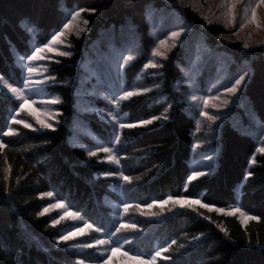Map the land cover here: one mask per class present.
I'll return each mask as SVG.
<instances>
[{"label":"trees","instance_id":"obj_1","mask_svg":"<svg viewBox=\"0 0 264 264\" xmlns=\"http://www.w3.org/2000/svg\"><path fill=\"white\" fill-rule=\"evenodd\" d=\"M150 4L155 8H177L185 21L204 35L208 47L227 51L251 67L245 96L264 119V52L241 42H227L222 37L226 31L222 26L207 24L190 7L181 6L179 0H0V74L11 81L20 76L12 47L23 54L29 50L30 38L22 28L25 19L41 31V42L62 24L64 8L84 10L89 27L82 39L71 37L74 54L60 59L52 69L61 85L51 90L62 100L61 123L55 130L34 132L15 125L18 135H2L10 107L17 104L0 89V137L6 145L0 149V264H76L78 258H95L92 250L81 254L67 245L55 244L56 231L47 225V218L39 216L43 205L39 194L51 191L94 222L108 221L103 198L111 193V180L99 177V173L113 168L69 143L76 114L75 92L90 46L111 26L119 27L129 18L144 41L150 43L145 17ZM175 55L162 70L165 91L172 102L167 120L148 129L125 130L119 143L121 170L131 178L124 181L123 194L147 201L164 192L174 197L202 193L206 203L226 207L235 201V190L241 185V204L257 219L243 226L235 216H219L204 209L176 207L151 212L134 207L130 213L136 218V227L125 232L133 238L134 247L147 251L156 239H174L158 264H264V153L257 155L250 167L256 148L252 138L225 122L219 136L221 150L215 173L193 181L183 190L194 124L173 89L181 76L173 62ZM141 62L126 70L128 81L134 79ZM164 108L165 104L155 105L152 98L122 106L134 119L154 116ZM87 120L93 131L107 140L109 127L94 114Z\"/></svg>","mask_w":264,"mask_h":264},{"label":"rangeland","instance_id":"obj_2","mask_svg":"<svg viewBox=\"0 0 264 264\" xmlns=\"http://www.w3.org/2000/svg\"><path fill=\"white\" fill-rule=\"evenodd\" d=\"M181 6L190 7L200 17H202L207 24H216L222 26L226 31L222 37L227 42H241L251 49H261L264 52V2L262 0H179ZM256 11V19L253 20L252 10ZM65 16L62 24L55 28L47 40L44 42L38 41L39 33L41 32L37 27L24 20L22 23L23 28L30 36L29 46L30 54L36 47H43L48 44L49 47L56 48V52H48L44 49L41 55L44 57L42 60L27 61L24 55H21L17 50L14 51L15 64L20 71V79L17 83L8 81L0 75V89L5 94H9L14 98L18 106L16 109L11 110L9 124L5 126L4 133L10 127L14 130L13 134L17 135L19 130L12 124L19 125L25 129L34 132H42L46 130H55L60 123L59 116L61 111L59 105L62 100L58 94H55L50 88L59 85L55 79V74L52 72L53 67L60 64L62 58L71 57L74 52L70 44L71 37L82 39L89 30L88 21L84 16V10L77 7L73 9L64 8ZM73 13L78 15L73 18ZM146 21L149 26L148 38L150 43L147 44L142 35L139 34L135 24L131 19H127L123 25L119 27L111 26L101 37L97 39L89 49L88 58L82 71L80 84L75 93H77V112L78 115L74 121L75 130L72 132L70 142L79 147H83L87 154L96 152V157L100 163H105L113 168V171H102L100 177L103 179H113L116 181L109 186V191L116 194L117 198L106 194L104 197V205L109 209V218L113 222L114 228H120L117 236L112 235L110 232L102 229L101 232H96L97 228L93 224V228H86L80 235H75L67 241H59L58 237L72 231L73 225L76 227H83L85 222L90 223L84 218H77L73 220L71 217L65 216L61 218L63 212L68 211L69 207L64 202L65 207H52L47 212H42L48 205H56L59 201L55 198L54 194L48 196L50 191L39 194V198L43 201L42 207L39 209V216L48 219V224L56 232L53 240L57 245H67L69 250L74 251H87L92 250L93 254L100 257V261L95 258H83L89 260L85 262L80 260L78 264H140L138 260L129 259V256H141L144 260H148L154 252H161L157 257L156 264L159 259L164 257V253L171 244L167 242L160 245L154 242L153 250L145 252L143 250L128 249L127 244L130 241L129 236L125 234L129 229L121 227V224H136L135 219L131 216L130 208L137 207L145 211H160L165 208L174 210L176 207L180 209L194 208L204 209L208 212L217 215L235 216L241 225H247L254 217L240 201L241 185L235 190L236 200L231 202L226 207H217L208 204L203 199V194L195 196H179L186 197L189 200H199V204L184 205L183 207L173 201H168L163 206L160 204L153 205L152 208L146 207L152 204L153 201L166 200L167 197L172 196L171 193L154 194L147 201L140 200L141 198L124 197L120 191V183L124 180L123 174L120 169L119 159L121 152L118 144L123 138V133L128 129H148L154 127L162 121L167 120L169 109L172 102L169 100V94L166 93L163 81V66L170 58L174 56V64L180 66L181 76L174 86L175 92L178 94V99L186 105L190 117L193 119L194 129L191 136L193 139L191 157L188 161L189 173L188 177L193 172L202 173V175L194 177L192 180L186 181L184 190H187L192 181H197L202 177L214 174L218 163L217 159L220 155L221 147L219 145V136L221 128L225 122H229L241 134L249 136L256 143L255 152L250 159V167L255 164V157L264 151L259 149L264 148V119H262L257 111L253 108L251 101L245 96L246 88L252 76L251 67L244 61H239L227 51L215 52L205 42L204 35L193 28L190 23L186 22L177 8H154L151 4L146 6L145 13ZM87 21V24H85ZM67 23L69 27L65 29L63 26ZM242 25V26H241ZM184 29L178 37H171L170 33ZM60 32L61 35L57 37L56 41H52V37ZM164 40L163 45H159V41ZM159 45V46H158ZM164 55H153V48H157ZM70 52L71 55L62 56L59 52ZM19 56H23L24 60H18ZM132 57V59H127ZM141 66L131 82H126L125 70L129 66H133L138 61ZM152 61L156 66L151 64L147 68L145 65ZM30 66L36 69L35 72L29 74L27 68ZM245 75V80L237 86L234 93L225 91L226 88L232 87L235 80L240 75ZM48 80L42 85H36L34 82L37 80ZM29 80L30 87L25 89V95L29 98V104L25 108L20 109L19 105L23 100L17 99L6 87H3L4 82L11 84L13 87H23V81ZM163 81V83H162ZM39 89V94L37 90ZM137 89H149L147 92H138ZM126 91H133L131 97L121 99L123 93ZM159 93V95H158ZM197 96L196 101L191 100V96ZM204 97H209L207 107L204 106ZM152 98L158 104H165V108L154 115L158 119L153 120L151 124L138 126V127H124L120 128L119 124H130L142 119H150L151 117L131 118L127 110H123L122 106L125 103L136 101L138 99ZM95 99L101 100L107 105L103 108L96 103ZM52 100H58L59 103H51ZM31 101H35L32 103ZM43 102V103H42ZM39 108L41 112L37 113L40 119L45 120L46 123L52 125L51 128L43 127L39 124L31 110ZM19 109V111H17ZM201 110L208 111L210 115L216 117L215 120H209L207 117L201 115ZM47 112L48 115H44ZM94 114L101 123L110 126L112 132L111 143L102 140L96 133L93 132L89 122L83 116L89 117ZM25 115V116H24ZM112 115H118L119 120L114 122ZM15 116L17 120H24L30 124V128L24 127L23 124H17L12 121ZM26 116H30L29 120ZM165 117H167L165 119ZM87 138L92 143L86 142ZM1 141V140H0ZM97 148H109L112 151L105 153L103 151L97 152ZM113 155L118 163L115 161H108L106 156ZM9 173V172H8ZM102 173H111L110 175H102ZM128 197H132L127 195ZM174 197V196H172ZM211 205V208H205L202 205ZM127 205V209H125ZM177 208V209H178ZM217 209H224L220 212ZM239 209V211H231ZM72 210V209H71ZM73 211V210H72ZM76 212V211H74ZM56 220L57 223L53 224L52 221ZM91 224V223H90ZM112 226V224H111ZM95 239L109 240V245L81 247L84 244H91ZM120 246L116 252L109 254L106 249ZM128 252L129 256L123 255Z\"/></svg>","mask_w":264,"mask_h":264},{"label":"snow or ice","instance_id":"obj_3","mask_svg":"<svg viewBox=\"0 0 264 264\" xmlns=\"http://www.w3.org/2000/svg\"><path fill=\"white\" fill-rule=\"evenodd\" d=\"M262 2H264V0H262ZM72 15H73V18H75L78 15V13H73ZM252 17H253V20L255 21V19H256V11H255V9L252 10ZM85 24H87V21H85ZM63 27L65 29H67L69 27V25L67 23H65ZM183 31H184V29L181 28L178 32L177 31L171 32L170 36L173 37V38L178 37L180 35V33L183 32ZM60 35H61V33L57 32L56 35H54L52 37V41H56L57 37H59ZM164 43H165L164 40H160L159 41V45H163ZM158 46H157V48H153V50H152L153 55H160V56L164 55L163 52H160L158 50ZM245 47H247V45H245ZM44 49H47L48 52H56V51H58V49L49 47L48 44H44L43 47H36L35 50L31 52V55H27V57H26L27 61H34V60H42V59H44V57L41 55V53L43 52ZM59 54L62 55V56L71 55L70 52H66V51L59 52ZM127 59H132V57H128ZM18 60L22 62L24 60V57L23 56H19ZM149 64H151L153 67L156 66L150 60L149 63L145 65V68H147L149 66ZM24 66L27 68V72L29 74H31V73L36 71V69L33 68V67H30V66H27V65H24ZM245 75H247V74L240 75L239 78L235 80V83L232 85V87L226 88L225 91L230 92V93H234L237 90V86H239L241 84V82L245 80ZM47 80H48V77H46L44 81L37 80L34 83L36 85H42ZM3 87H6L11 93H13L16 96L17 99L23 100V103H21L19 105L20 109L25 108V106L29 104V98L25 95V91H24L25 89L30 87L28 79H25L23 81V87L22 88L13 87L11 84H8L6 81L4 82ZM141 91L147 92V91H149V89H137V90H135L136 93L141 92ZM36 94H39V89L37 90ZM133 94H134L133 91H126V92L123 93V96L121 97V99H125V98H128V97H131ZM197 99H198L197 96H195V95L191 96V100L196 101ZM209 99H210L209 97H204L203 103H204L205 107H207ZM31 102L35 103V101H31ZM51 103L55 104V103H59V101L58 100H52ZM17 111H19V109H17ZM39 112H41V109H39V108H35V109L31 110V114L35 116V118H36V120H37V122L39 124H41L43 127L51 128L52 127L51 124L46 123L45 120L40 119V116L37 115V113H39ZM200 114L205 116V117H207L209 120H215L216 119V117L213 116V115H210L208 111L201 110ZM44 115L47 116L48 113L45 112ZM166 118L167 117H165V119ZM156 119H158V117L153 116L150 119H142V120L136 121L134 123H130V124L120 123L119 127L120 128H124V127L132 128V127L149 125V124L152 123L153 120H156ZM112 120L114 122L118 121L119 120V116L118 115H112ZM12 121L17 123V124H23L24 127H26V128H30L31 127V125L26 123L24 120H17L15 118V116L12 117ZM13 132H14V130L9 127L4 134L5 135H10V134H13ZM4 147H6V145L4 144L3 141H0V149H3ZM259 150L260 151H264V148H261ZM96 151L97 152L103 151L105 153H110L112 150L109 149V148H102V149L101 148H97ZM88 155L89 156H94V155H96V152H91L90 151L88 153ZM105 159H107L108 161H115V162L118 163V160L113 155H108V156L105 157ZM110 174L111 173H102V175H105V176L110 175ZM199 175H202V173L193 172L188 177V180H192L194 177L199 176ZM249 175H250V173H249ZM123 179L125 181H129L131 178L128 177V176H124ZM47 195L48 196H52L53 194L51 192H49ZM168 201H173L175 203H178L182 207L184 205H186V204L187 205H191L193 203H195V204H199L200 203L199 200H189L186 197H172V196H169V197H167L166 200L153 201L152 204H148V205H146V207L152 208L153 205H155V204H160L161 206H163ZM54 206L55 207H59V208L65 207L63 201H57L56 205H51L50 204L46 208H44L42 210V212H47L50 208H52ZM202 206L205 207V208H211L212 207L211 205H208V204H203ZM127 207L128 206L125 205V209H127ZM217 211L223 212L225 210L224 209H217ZM231 211H239V209H233ZM65 216L71 217L73 220H76L77 218L83 219L79 212H74L70 208H69L68 211L63 212L61 218L65 217ZM250 218L251 219H257L256 217H250ZM52 223L55 224V223H57V221L53 220ZM121 227H124V228H135L136 225L135 224H121ZM86 228H93V225L90 224V223H87V222H85L83 224V227H76L75 225H73L72 231H68V232H66V234L61 235V236L58 237V242L59 241H67V240L73 238L75 235H80V234H82L84 232V229H86ZM95 231L99 233V232L102 231V229L101 228H96ZM119 231H120V228H117V232H119ZM109 244H110L109 240L95 239V240L92 241L91 244H84V245H81V247H89V248H91L93 246H102V245H109ZM119 249H120V246H117V247H112L110 249H106V251H108L109 254H110L111 252H116ZM123 255L129 256V253L128 252H124ZM160 255H161V252L157 251V252H154L153 254H151L150 258L147 261L144 260L143 257H141V256H129V259L138 260L140 262V264H156V259ZM103 264H107V261L106 260L103 261Z\"/></svg>","mask_w":264,"mask_h":264}]
</instances>
